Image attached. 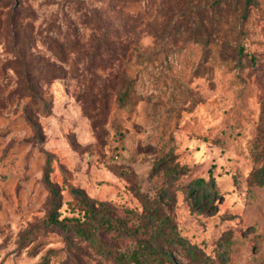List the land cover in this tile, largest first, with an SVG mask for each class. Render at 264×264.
I'll use <instances>...</instances> for the list:
<instances>
[{"label": "rangeland", "instance_id": "374dc122", "mask_svg": "<svg viewBox=\"0 0 264 264\" xmlns=\"http://www.w3.org/2000/svg\"><path fill=\"white\" fill-rule=\"evenodd\" d=\"M0 264H264V0H0Z\"/></svg>", "mask_w": 264, "mask_h": 264}, {"label": "trees", "instance_id": "16d2710c", "mask_svg": "<svg viewBox=\"0 0 264 264\" xmlns=\"http://www.w3.org/2000/svg\"><path fill=\"white\" fill-rule=\"evenodd\" d=\"M128 96H129V93L127 91L121 93L119 95V102L122 104V105H125L128 101ZM52 191L55 195H57L59 192L57 191V188L55 186H52ZM74 193L76 196H79L81 199L84 198V197H87L81 190H78V189H75L74 190ZM86 204L87 205H90L91 208H93L90 204V202L86 201ZM92 204H95V201L92 202ZM103 204V203H102ZM166 223V222H165ZM68 230H70L69 228H67ZM75 230H73L74 233H76L77 235L79 236H83V237H89L91 238V232H89L88 230L82 228V227H75L74 228Z\"/></svg>", "mask_w": 264, "mask_h": 264}]
</instances>
